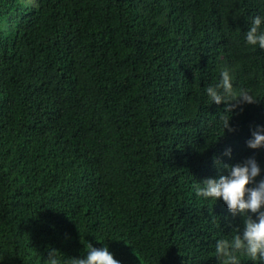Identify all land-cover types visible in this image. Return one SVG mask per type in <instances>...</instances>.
Wrapping results in <instances>:
<instances>
[{
    "label": "trees",
    "instance_id": "1",
    "mask_svg": "<svg viewBox=\"0 0 264 264\" xmlns=\"http://www.w3.org/2000/svg\"><path fill=\"white\" fill-rule=\"evenodd\" d=\"M257 15L264 0H0V264L89 244L121 264H218L243 219L195 189L226 174L217 159L254 156L264 178L247 146L264 126ZM225 70L255 102L209 100Z\"/></svg>",
    "mask_w": 264,
    "mask_h": 264
},
{
    "label": "clouds",
    "instance_id": "2",
    "mask_svg": "<svg viewBox=\"0 0 264 264\" xmlns=\"http://www.w3.org/2000/svg\"><path fill=\"white\" fill-rule=\"evenodd\" d=\"M264 16L252 17L251 26L245 33V43L264 49ZM220 82L206 88V94L213 103H226L231 110L235 105H228V101L237 100L238 103H253L255 95L246 89L235 92L232 77L227 70L221 72ZM235 97V99H231ZM223 129L234 131L229 125V119L222 124ZM250 149L264 148V126L257 125L247 141ZM224 155L231 156V148H226ZM218 166L227 169L226 174L204 179L195 189L197 197L204 200L222 199L233 216L239 215L243 219V227L227 239H218L215 243V255L218 264H240L243 255L252 264H264V178L261 176V166L254 156H250L234 165L222 164L216 160ZM46 264H121L114 258V254L105 245L101 248L87 246L86 254L62 260L54 248L48 251Z\"/></svg>",
    "mask_w": 264,
    "mask_h": 264
}]
</instances>
